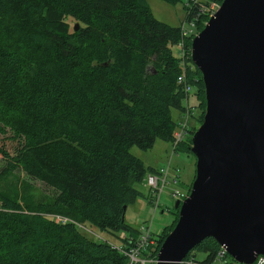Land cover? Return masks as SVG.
I'll use <instances>...</instances> for the list:
<instances>
[{
  "label": "trees",
  "instance_id": "16d2710c",
  "mask_svg": "<svg viewBox=\"0 0 264 264\" xmlns=\"http://www.w3.org/2000/svg\"><path fill=\"white\" fill-rule=\"evenodd\" d=\"M159 1L182 3L184 22L194 20L192 34L183 38L179 26L156 21L144 0H0V131L9 141L0 149V264H126L113 245L86 238L78 226L124 233L125 250L129 238L135 244L139 231L125 225L123 207L134 204L141 195L134 186L155 170L129 149L149 151L155 140L172 148L179 124L172 110L184 116L194 108L186 107L177 81L181 63L197 125L205 110L189 46L210 0ZM179 43L184 58L172 55ZM189 138L172 151L190 154ZM33 181L54 195L34 202ZM174 215L141 256L157 257ZM218 252L209 237L184 258L210 264Z\"/></svg>",
  "mask_w": 264,
  "mask_h": 264
},
{
  "label": "water",
  "instance_id": "95a60500",
  "mask_svg": "<svg viewBox=\"0 0 264 264\" xmlns=\"http://www.w3.org/2000/svg\"><path fill=\"white\" fill-rule=\"evenodd\" d=\"M202 27L189 46L205 96L195 176L156 264H179L209 237L252 264L264 256V0H222Z\"/></svg>",
  "mask_w": 264,
  "mask_h": 264
},
{
  "label": "rangeland",
  "instance_id": "374dc122",
  "mask_svg": "<svg viewBox=\"0 0 264 264\" xmlns=\"http://www.w3.org/2000/svg\"><path fill=\"white\" fill-rule=\"evenodd\" d=\"M144 2L148 4L147 6L149 8V11L156 21L163 22L171 27L179 26V28H184L186 31H189L191 29L188 27V24L183 23L185 15L182 10V3L178 2L173 5H167L165 2L159 0H144ZM213 2L217 1L210 0L208 5L213 4ZM217 4L219 5L218 2ZM67 22L69 25L73 24L72 19H68ZM192 31L193 29H191L190 32ZM192 37L193 35H191L190 38ZM170 49L172 55L177 56L178 45L175 44V46H172ZM194 97L195 96L193 94V90L191 89L189 93V98H187L189 104L188 107L192 106L194 108L193 110H191V116L187 120L188 128L198 127L196 121L192 119L195 118V116H197L198 114L196 112L197 107ZM171 118L173 121L179 123L182 119V116L178 113V111L172 110ZM187 131L185 133V138H182V141L184 142L189 138ZM6 136V133L4 134L0 131V149L5 151L9 148V141H7ZM129 150L131 151V155L135 158L138 157L141 158L143 161L148 162V164L146 165L149 167L153 166L156 162L161 163V165L159 166L160 168L166 167V165H168L169 177H176L175 184H171V182H169L163 187L164 189L159 194L157 200V202H159V205L156 208L153 209L152 205L146 202L143 194L146 195L147 189L142 183H140L139 185H135L134 188L135 190L139 191L141 195L136 198L134 204L128 205V207L125 209L123 216L125 225L130 226L132 227V229L139 231L140 226L146 224V226H149V229L151 230V238L155 239L157 235L161 234L162 232H166L168 231V229H170L172 221L175 218L174 214H177L176 210H174L173 208V205H175L177 201L175 199H172V197L170 196V192H183L187 195L190 188L189 181L193 178V176H195L194 174H192L195 161L189 153L184 152L183 148H179L176 152H173L172 148H170V145L167 142L164 143L157 140L154 141V145L149 151L144 152L143 150H138L135 147H132ZM1 157L2 155H0V170L3 168V162ZM14 175L15 177L17 175L19 178L22 177L21 173H14ZM11 178V176L8 177L5 183H9V181H11ZM16 185L17 187L20 186L19 183ZM32 187L35 188V195L33 196V199H35L34 202L41 203L45 201L47 197L54 195L53 193H51L50 190H46L45 188H43L37 181H33ZM78 228L79 232H81L82 235L88 239L90 237H93L95 240H106L107 243L112 244L115 247L118 245L121 246L123 244L119 239V236L122 235V232L120 231L108 233L107 231L97 230L91 225L86 224L78 226ZM137 236L139 237V234ZM194 254L196 257L195 259H198L200 261L203 260V258L205 257V255L201 254L199 251L194 252ZM227 261L229 262V264H237L230 258H227Z\"/></svg>",
  "mask_w": 264,
  "mask_h": 264
},
{
  "label": "built area",
  "instance_id": "2783aa9c",
  "mask_svg": "<svg viewBox=\"0 0 264 264\" xmlns=\"http://www.w3.org/2000/svg\"><path fill=\"white\" fill-rule=\"evenodd\" d=\"M218 4L217 2H213V4H205L203 7L200 8V11L198 12L199 17L200 15H205L206 18L210 17L213 15V12L217 9ZM184 24H188V27L193 29H195L194 27V20H188L186 23L183 22ZM191 29L189 31H186L184 28H181L180 31V35L181 37L185 38L188 37V35L192 34ZM182 44H178V53L177 55L181 58H184V52L182 50ZM181 68L182 71L180 73V75L177 77V81L179 84L182 85V90L184 92V94L186 95L185 98V104L186 107H188V99L189 98V93L191 91V86H188V84H186V82L184 81V65L183 63H181ZM191 108V107H190ZM189 108V109H190ZM192 109V108H191ZM193 110V109H192ZM191 113H189L188 111H186L185 115L182 116V119L178 126L176 131L173 133L174 138H173V143H172V148L174 149V147L178 144V142L181 141L182 138L185 137V133L188 129V122L187 120L190 118ZM172 149V150H173ZM169 169H168V165H166V167H162L158 170H155V172L153 173H148L145 176V179H143V185L144 187L147 189L146 194L149 197V201L151 202V205L154 208H156L159 205V202H157L159 194L163 191V187L165 185H167L169 182H171V184H175L176 183V177H169ZM169 178V179H168ZM170 196L172 197V199H175L176 201L181 202L184 198L187 197V195L183 192H170ZM52 219L55 221L54 223L57 224H62L65 221H67L65 218H60V217H52ZM151 230L149 229V226H146V224H143L142 226H140L139 228V237L137 238V240L134 242L135 244L131 246V240L130 238L127 240V250H125V248H123L124 245H118V246H114V249H117L120 251V253L125 256L127 258L126 264H156V258H153L149 253H146L145 256H141V253L144 251V248L148 245H152L153 242L151 240V234H150ZM120 241H124L126 240V237L122 234L121 236H119ZM112 245V244H111ZM227 253H225V251L219 249V252L217 254V256L213 259V261L210 264H229V262L227 261V258L225 257ZM179 264H200L199 262H194L193 260H187L186 258H183V260L181 262H179ZM252 264H264V256H258Z\"/></svg>",
  "mask_w": 264,
  "mask_h": 264
},
{
  "label": "crops",
  "instance_id": "0c3cea01",
  "mask_svg": "<svg viewBox=\"0 0 264 264\" xmlns=\"http://www.w3.org/2000/svg\"><path fill=\"white\" fill-rule=\"evenodd\" d=\"M153 145H154V143H153ZM153 145H152V146H153ZM137 159H138V160H141V162L144 163V167H145V168H150V169H152V170H153V169H154V170H158V169L160 168L159 166L161 165V163L156 162L153 166L149 167V166L146 165V164H148V162H145V161H143L141 158H138V157H137ZM188 178H189V177H188ZM188 178H187V180H188ZM142 184H143V182H142Z\"/></svg>",
  "mask_w": 264,
  "mask_h": 264
},
{
  "label": "flooded vegetation",
  "instance_id": "af4514ba",
  "mask_svg": "<svg viewBox=\"0 0 264 264\" xmlns=\"http://www.w3.org/2000/svg\"><path fill=\"white\" fill-rule=\"evenodd\" d=\"M176 212H177V210H176Z\"/></svg>",
  "mask_w": 264,
  "mask_h": 264
}]
</instances>
